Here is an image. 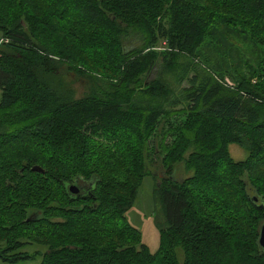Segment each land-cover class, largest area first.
<instances>
[{"label": "trees", "instance_id": "16d2710c", "mask_svg": "<svg viewBox=\"0 0 264 264\" xmlns=\"http://www.w3.org/2000/svg\"><path fill=\"white\" fill-rule=\"evenodd\" d=\"M0 31L3 261L264 264V0H0Z\"/></svg>", "mask_w": 264, "mask_h": 264}, {"label": "rangeland", "instance_id": "374dc122", "mask_svg": "<svg viewBox=\"0 0 264 264\" xmlns=\"http://www.w3.org/2000/svg\"><path fill=\"white\" fill-rule=\"evenodd\" d=\"M0 37H2L1 31ZM164 48V42H160L155 49L160 51ZM201 54L202 56L207 57L209 60H216V55L211 51L210 48H207L206 46L202 47ZM246 55H249L248 51L246 52ZM63 79L66 80L72 88L76 89L77 96L81 95L82 89L80 88L78 81L73 83L72 78L68 74H64ZM225 81L228 84H232L228 77H225ZM229 152L235 160L244 159L246 156L245 150L235 143L229 144ZM147 170L149 173H155V176L152 177L151 174H147L143 177L134 204L125 212V217L128 222L139 231L142 242L147 245L151 252H155L160 246V233L156 222L157 213L155 210L154 201V186L156 179L154 177H162V174L160 173L161 170L158 162L155 164H148ZM183 172V165H177L175 176L181 177ZM21 250L31 254L34 248L33 246H25ZM39 261L40 257L24 258L18 262H7L0 258V264H38Z\"/></svg>", "mask_w": 264, "mask_h": 264}, {"label": "water", "instance_id": "95a60500", "mask_svg": "<svg viewBox=\"0 0 264 264\" xmlns=\"http://www.w3.org/2000/svg\"><path fill=\"white\" fill-rule=\"evenodd\" d=\"M32 169L40 171V172L43 171V169L41 167H39L38 165H34L32 167ZM255 199H256V197H255ZM258 244L260 245V247L262 249H264V219H263L261 226H260V229H259Z\"/></svg>", "mask_w": 264, "mask_h": 264}, {"label": "built area", "instance_id": "2783aa9c", "mask_svg": "<svg viewBox=\"0 0 264 264\" xmlns=\"http://www.w3.org/2000/svg\"><path fill=\"white\" fill-rule=\"evenodd\" d=\"M2 40H3V39H1V41H2ZM1 41H0V42H1Z\"/></svg>", "mask_w": 264, "mask_h": 264}, {"label": "flooded vegetation", "instance_id": "af4514ba", "mask_svg": "<svg viewBox=\"0 0 264 264\" xmlns=\"http://www.w3.org/2000/svg\"><path fill=\"white\" fill-rule=\"evenodd\" d=\"M162 174V173H161ZM163 175V174H162Z\"/></svg>", "mask_w": 264, "mask_h": 264}]
</instances>
